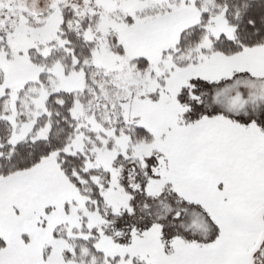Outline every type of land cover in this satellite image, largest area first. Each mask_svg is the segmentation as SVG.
Segmentation results:
<instances>
[{
	"label": "snow or ice",
	"instance_id": "1",
	"mask_svg": "<svg viewBox=\"0 0 264 264\" xmlns=\"http://www.w3.org/2000/svg\"><path fill=\"white\" fill-rule=\"evenodd\" d=\"M0 264H264V0H0Z\"/></svg>",
	"mask_w": 264,
	"mask_h": 264
}]
</instances>
